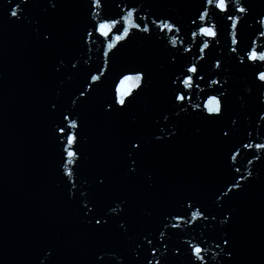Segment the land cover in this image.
<instances>
[{
    "label": "water",
    "instance_id": "water-1",
    "mask_svg": "<svg viewBox=\"0 0 264 264\" xmlns=\"http://www.w3.org/2000/svg\"><path fill=\"white\" fill-rule=\"evenodd\" d=\"M52 2L28 0L25 5L23 0H0V264H94L100 257L104 264H156L157 260L198 264L190 258L195 244L207 249L209 264H224L215 245L226 233L236 249L232 264H264V155L256 160L257 150L242 145L264 143V122L259 119L264 106L258 103V98L264 99V89L255 80L264 64L246 60L250 47L264 50L260 24L264 0H229L236 29L206 0H101L102 7L91 10L100 14L95 20L90 0H55V9ZM18 5L20 19L10 16V9ZM238 7L247 11H235ZM132 8L136 22L141 27L147 24L149 33L133 30L108 58L95 36L89 44H81V33L93 23L119 18ZM204 8L210 13L207 24L217 26L214 39L199 35L198 14ZM154 20H168L180 31L161 32ZM48 33L52 39L45 41ZM233 37L238 41L235 45ZM173 38L175 46L170 43ZM205 40L209 47L201 53ZM76 61L77 69H72ZM217 61L220 69L215 67ZM193 64L204 79L194 77L199 88L194 84L185 90L192 98L177 117L173 89L183 86L174 82L175 77ZM101 71L104 75L93 85L94 91L86 93L83 103L73 105L78 90L87 88L89 74ZM134 71L147 74L144 91L126 110L105 115L114 85ZM212 79L219 83L212 85ZM221 92L226 93L221 124L196 115L199 110L194 105ZM68 114L80 125L70 130L79 133L80 158L72 166L74 189L62 175L56 139V128ZM228 117L238 123L231 140L222 144L216 130L230 126ZM170 130L177 132L172 139H168ZM132 135L143 140L145 149L137 157L136 174L130 176L125 164L131 166L126 149ZM156 135L162 139L156 141ZM233 146L238 155L234 162L228 158L230 171L225 156ZM249 171L254 179L242 192L230 199L217 196L233 174L238 178ZM101 176L107 177L103 188L98 186ZM84 204L95 205L94 214L109 219L102 232L87 223L81 211ZM197 210L207 219L171 227L176 221L169 214L190 221L191 212ZM229 213L230 224L222 225ZM122 223L127 232L119 227Z\"/></svg>",
    "mask_w": 264,
    "mask_h": 264
},
{
    "label": "snow or ice",
    "instance_id": "snow-or-ice-1",
    "mask_svg": "<svg viewBox=\"0 0 264 264\" xmlns=\"http://www.w3.org/2000/svg\"><path fill=\"white\" fill-rule=\"evenodd\" d=\"M11 3V0H9ZM23 3L26 5L28 0H23ZM206 4L208 6L213 7L214 9L218 10L219 13H224L226 19L231 22V28L236 29L237 27V19L235 16L228 12L229 7V0H206ZM17 8L10 9V16L13 18L20 19V13L18 12ZM102 7L101 0H90V12L95 20L100 14L99 12H92V9H100ZM52 8H56V2L53 0ZM235 11L240 13H245L247 9L245 7H238ZM136 9L132 8L126 12V14L120 15L119 18H102L99 19L98 22L93 23L91 29H85L83 33H81L80 39L82 45H87L93 41V37L95 36L100 40L102 45L101 51L105 58L109 57V54L116 49L117 45L120 44L122 41H125L129 38L130 34L133 30L142 31L144 33H149L150 28L147 24L141 27L140 23L136 22ZM210 13L208 12L207 8H204L203 11H200L198 14V19L201 22L197 25L199 28V35L205 38L214 39L218 35L217 26L215 24H207V20ZM141 19H146V17H141ZM154 25L161 31V32H179L180 29L174 26V23L169 22L168 20H161L157 23L155 20L152 21ZM193 23L196 24V19H193ZM261 25H264V20L260 21ZM197 33L195 31L192 32V36L196 37ZM264 35V32L261 33ZM52 39V34L48 33L44 35L45 41H50ZM170 43L175 46L177 41L175 38L171 39ZM238 41L235 37L232 39V44H237ZM209 47V44L205 40L202 46L199 47V51L204 53L205 49ZM91 49L89 48V51ZM188 51V49H186ZM232 51H236L235 48ZM90 59V57H89ZM246 60L250 62L252 65L264 64V50H258L255 47H250V49L246 52ZM79 61L71 63L72 69H77V64ZM87 63V61H85ZM241 63H244V60H241ZM215 67L217 69L221 68V64L219 61L216 62ZM59 71V69H57ZM191 74V75H189ZM90 81L86 79L85 83L87 84V88H81L78 90V95L75 99L71 102L73 105L77 104V102L83 103L85 99H87L86 93L88 95L94 91L93 85L98 84L101 81V76L104 73L101 71L99 74H89ZM198 76V67L193 64L187 67L186 72L182 75H178L175 77L174 82H178V84H182L181 87H176L173 89L172 95V105L175 109H179L176 112V116L179 117L181 112L185 111L184 102L186 100L191 101V95L185 91L190 90L193 88L195 84L194 77ZM71 78V77H69ZM198 79L203 80V76H198ZM255 80H258L260 83L258 85L259 88L264 89V70H259L258 73L255 75ZM219 81L216 79L211 80L212 85L218 84ZM226 83V82H225ZM147 84V74L144 71H134L129 72L128 74L122 75L119 79V83L114 85L115 93L114 98L107 102V107L104 109L105 115L111 114L113 111H124L128 108L129 104L132 103L136 99V97L144 91V88ZM196 88H199V84H195ZM226 96L225 92H221L219 95L208 94L206 99L204 100L203 104L194 105V109H198L199 111L196 112V115L200 116L202 119L208 121L209 123L213 124H221L224 121L226 116V107L223 97ZM83 98V99H82ZM258 103L261 106H264V99L258 98ZM56 104L53 103L51 105V110L56 109ZM165 120L168 119L167 116L164 117ZM230 120V126H220L217 128V141L226 144L231 140L230 133L233 132V129L237 125L238 121L235 118L228 117ZM259 119L264 122V115L259 116ZM67 121L68 123L65 124L64 122ZM80 125L78 124L77 120L72 119L71 115H63L60 124L56 128V132L58 133L56 136L57 141L59 142L61 148V166L63 168L62 175L69 178L71 182V188L74 189L76 187V180L74 177V171L72 166L78 164L79 155H78V145H79V133L78 131H70V130H77L79 129ZM200 130L197 129V132ZM177 135L176 131L170 130L168 133V139H172ZM251 135V133H249ZM156 141H160L162 137L160 135H156ZM242 145L244 148L252 149L255 148L257 150L256 155H254V159L260 160L262 155H264V143H243ZM145 149V145L142 139L137 138L135 135L130 136L127 139V149L126 155L130 159V165L125 164V168L127 169L128 175L132 176L135 175L138 169L139 161L137 157L143 153ZM238 152L233 148L229 149L228 153L225 156V162L227 164V160L230 157L231 160L234 162L237 159ZM249 164L253 163L252 160L248 161ZM228 169L232 170V164H227ZM240 168H235V173H239ZM254 179L253 174L251 171L248 172L247 176L240 175L238 178L235 174L232 175L230 181H228L223 188H221L217 192V196L221 198H231L236 194L242 192L246 186V183H250ZM107 180V177L101 176L98 178V186L103 188ZM68 183V181H66ZM74 195V193H73ZM188 209L192 208V204H188ZM95 205L89 206V204H84L83 208L81 209L84 212L85 216L87 217V223L91 226L93 231L99 233L102 232L106 225L109 223V219L98 216L94 214ZM115 211V209H113ZM92 214V215H89ZM151 215V213H149ZM171 218L176 221L175 223L171 224L172 228H179L180 224L183 222L191 223L196 221L199 218L207 219V216L204 215L201 211H193L191 212V220L184 221V217L181 214H169ZM233 216L231 213L224 215L223 219L220 223L223 224H230ZM213 220L216 219L215 216L212 217ZM168 227L167 224L164 225ZM125 232L128 229L122 223L119 225ZM161 236L164 235L163 232L160 233ZM145 241L148 245H152L153 241L148 236H145ZM165 249H167V244L164 245ZM216 248L220 249L219 255L222 260H224V264H232V261L235 259L236 256V249L234 247V240L229 234H225L222 238V243L217 242L215 245ZM206 252L207 249L201 247L199 244L191 245L190 251V258H194L195 262L198 264H209V261L206 259ZM177 255H179V250H177ZM98 255V254H97ZM152 255L155 256V250L153 246ZM215 259V256H213ZM94 264H104L103 257L94 260ZM151 264V262H149ZM156 264H160V261L157 260Z\"/></svg>",
    "mask_w": 264,
    "mask_h": 264
}]
</instances>
